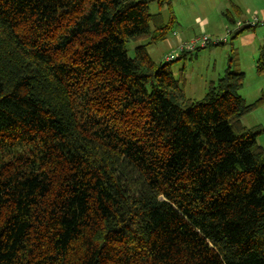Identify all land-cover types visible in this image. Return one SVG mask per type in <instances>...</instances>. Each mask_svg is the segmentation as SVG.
I'll return each mask as SVG.
<instances>
[{
    "label": "trees",
    "instance_id": "trees-1",
    "mask_svg": "<svg viewBox=\"0 0 264 264\" xmlns=\"http://www.w3.org/2000/svg\"><path fill=\"white\" fill-rule=\"evenodd\" d=\"M154 1L0 0V264H264V91L187 98Z\"/></svg>",
    "mask_w": 264,
    "mask_h": 264
},
{
    "label": "rangeland",
    "instance_id": "rangeland-1",
    "mask_svg": "<svg viewBox=\"0 0 264 264\" xmlns=\"http://www.w3.org/2000/svg\"><path fill=\"white\" fill-rule=\"evenodd\" d=\"M170 1V5L167 0L150 3L152 14L160 13L167 23L173 17L175 24L166 41L147 46L150 57L156 63L165 62L166 57L173 54L182 56L178 53L174 33L178 35L181 33L184 36L185 32L190 34L196 31L197 25L194 24L193 19L196 16L200 17L199 7L203 4L197 3L201 0ZM218 1L225 2L226 0ZM217 3L222 5L220 2ZM225 5H228V2ZM250 8L240 13H233L231 9L235 23L241 22L245 26L246 22L252 23L257 16L260 21L258 25L233 39V35L239 27L229 21L227 22L226 17L222 16L221 19L225 25L221 28V33L218 36H212L208 33L197 36L199 38L208 37L211 40V45L187 53L184 58H177L173 62L172 73L180 81L187 98L198 101L203 99L211 82L223 77L229 65L233 71H240L245 74L244 85L240 91L243 98L248 103H253L261 97L264 91V67L263 70H259V63L262 60L261 56L264 50V14L261 15L259 10ZM207 17L213 20V16L208 15ZM190 36L193 35L190 34ZM197 37L190 38L186 42H191ZM216 40H220L221 44L215 45ZM147 44V41L130 42L127 45L129 55H134L136 47ZM242 123L247 128L264 127V105L247 114ZM257 142L264 147V133L258 137Z\"/></svg>",
    "mask_w": 264,
    "mask_h": 264
},
{
    "label": "crops",
    "instance_id": "crops-1",
    "mask_svg": "<svg viewBox=\"0 0 264 264\" xmlns=\"http://www.w3.org/2000/svg\"><path fill=\"white\" fill-rule=\"evenodd\" d=\"M200 2L203 3L199 7L200 17L196 16L193 19L194 24L197 25V30L190 33L193 35L192 37L190 36V34H187L186 32H185L184 36H182L181 33L179 35L174 33V37L176 40L175 41L176 47H178L182 43H185L186 40L189 41L190 38L197 37L199 35H202L203 33H208L209 35H212V36H218L221 33V28H223V26L225 25V22L222 21L221 17L222 16L226 17V19H227L226 21L228 22V20H229L228 18H230L233 15L231 13L232 11H233V13L234 12L240 13L241 11H243L245 9H251L250 7H252V9L259 10L261 12V15H262V13L264 14V1L263 0H233V1L232 0H226L225 2H221L218 0H201V1H198L197 3H200ZM217 2H220L222 5H220ZM227 2H228V5H225V3H227ZM213 3H216V4H213ZM231 9H232V11H231ZM158 14H160V13H158ZM208 15L213 16V20H210L207 17ZM165 23H167V22H165ZM236 37L237 36H235L234 38H236ZM197 38H199V37H197ZM187 53H190V52H186V54ZM213 82H216V81H212L211 83H213Z\"/></svg>",
    "mask_w": 264,
    "mask_h": 264
},
{
    "label": "built area",
    "instance_id": "built-area-1",
    "mask_svg": "<svg viewBox=\"0 0 264 264\" xmlns=\"http://www.w3.org/2000/svg\"><path fill=\"white\" fill-rule=\"evenodd\" d=\"M259 23L260 21L257 19V17H255L252 23L246 22L245 25L254 27L258 25ZM236 25L239 28L243 26L241 22L239 23L237 22ZM214 43L215 45H220L221 41L216 40ZM209 45H211V40L208 37L197 38L191 42H185V43L180 44L178 46V53L181 54V53H186V52H193L201 48H206ZM178 57L179 56L177 55H170V56H167L165 60L168 62H171V61H174Z\"/></svg>",
    "mask_w": 264,
    "mask_h": 264
}]
</instances>
